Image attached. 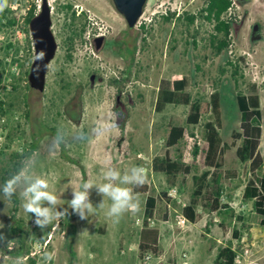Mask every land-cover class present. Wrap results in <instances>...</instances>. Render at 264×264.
Returning <instances> with one entry per match:
<instances>
[{
	"label": "rangeland",
	"instance_id": "1",
	"mask_svg": "<svg viewBox=\"0 0 264 264\" xmlns=\"http://www.w3.org/2000/svg\"><path fill=\"white\" fill-rule=\"evenodd\" d=\"M48 1L58 49L50 63L44 91L27 87L34 47L29 24L27 31L25 23L30 5L35 2L39 11L42 0H8L17 22L6 27L0 21V100L5 110L0 112V172L13 153L31 151L35 172L50 178L52 190L62 195L60 210L67 208L68 215L41 229L34 222L35 216L20 207L18 197L17 216L29 231L20 249L18 236L9 230L13 200H5L0 194V264H13L17 257H23L25 264H42L46 251L55 253L49 264H142L146 252L140 256L139 242L149 194L157 197L154 223L149 222V226L160 230L159 253L168 250L165 257L156 255L152 264H215L219 249L229 243H242L248 249L244 264H264V227L250 223L252 202L243 199L249 165L238 158L236 149L241 140L232 136L240 129L242 116L236 92L258 93L262 109L259 150L264 157V0L237 2L231 8L227 13L233 19L231 42L220 54H215L210 42L211 23L198 18L188 26L183 17L179 19L185 11L197 13L206 0H147L142 24L132 28L113 0ZM66 3L72 4L77 15L85 12L82 18L87 19L88 42L77 48L72 58L67 57L64 44L69 21L63 8ZM169 12L175 14L166 20ZM96 21L101 29L93 28ZM256 24L258 39L253 38ZM142 25L148 32L139 29ZM103 31L107 38L97 50L92 38ZM229 61L239 67L238 88ZM183 76L188 79L186 91L194 99L210 100L215 90L220 91V134L225 149L222 170L226 177L221 200L231 210L210 212L204 207L207 198H201L197 212L202 217L180 228L177 219L192 198L193 175L207 168L202 151L207 145L204 123L214 118L211 111L204 114L200 124L187 126L180 143L167 148L169 127L186 125L188 105L168 104L158 112L157 92L162 78ZM99 126L108 130L97 137L93 130ZM59 130L68 134V147L50 151ZM80 131L92 135L93 142L73 139ZM191 131L201 146L197 159L193 158ZM167 149L172 157L181 155L185 163L192 165V171L178 175L174 184L166 174L152 168L153 158L164 155ZM105 157H111V164L121 171L145 167L149 191L139 193V211L125 213L118 222L107 217L106 209L97 210L87 219L72 215L68 204L73 198L72 189L89 179L99 181ZM263 174L264 166L258 176ZM172 188H177L174 198L162 196L163 191ZM90 199L96 206L103 197L92 189ZM235 231L241 236L236 237ZM47 239L50 241L45 245ZM185 252L187 257H181ZM158 256H162L161 261Z\"/></svg>",
	"mask_w": 264,
	"mask_h": 264
},
{
	"label": "trees",
	"instance_id": "2",
	"mask_svg": "<svg viewBox=\"0 0 264 264\" xmlns=\"http://www.w3.org/2000/svg\"><path fill=\"white\" fill-rule=\"evenodd\" d=\"M245 3L246 0H206L205 4L199 9L197 13L185 11L182 17L187 22L188 26L195 23L198 18L203 19L212 24L213 32L210 34V42L215 50V54L222 53L229 47L231 42L232 32V18H226L228 11L234 7L236 3ZM66 9V16L69 20L67 25L66 38L64 44L66 47V55L72 58L73 52L85 45L88 39L85 37L87 31V19L82 18L86 16L85 12L77 15L73 9L72 4L66 3L63 5ZM38 12L37 4L33 2L27 10L25 16V23L27 25L30 19ZM174 12H169V16H165L166 20L173 17ZM180 16V15H179ZM0 21L3 26L11 27L17 22V14L14 9L8 4L2 12H0ZM143 32H148L145 26L140 28ZM144 41L146 40L145 37ZM232 66V75L235 77L236 88H238V74L239 67L232 61H229ZM188 79L186 76L170 80L162 78L159 84L155 109L160 112L163 111L168 104H185L188 105V112L186 116V125L172 124L169 127L165 145L167 148L176 146L185 137L187 126H195L201 123V118L204 114L210 111L213 114V119H209L204 123V137L207 145L202 149L204 154V162L207 168L200 174H194V189L192 198L183 207V214L187 219L195 223L201 217L202 213L197 212L199 200L207 198L204 202V207L210 212H229L231 207L227 203L222 202L224 191L223 182L226 179L224 171L222 170L225 162V149L220 134L221 128V94L220 91L215 90L210 100L194 99L190 92L186 91ZM16 88L15 86H13ZM30 88V84L27 83ZM236 99L240 112L242 113L240 121V129L232 133L234 139L241 140L240 145L236 149L238 158L249 165L250 177L247 180L244 190L243 199L252 202L253 213L250 217L251 224H259L264 227V174L258 176V172L264 166V157L262 156L259 147L262 135V109L260 103V96L258 93L245 94L238 90L236 92ZM69 108L67 112L69 113ZM0 112H5L3 108V101L0 100ZM28 111L26 110V113ZM70 114V113H69ZM73 120L78 121L77 118ZM190 135L194 138L193 158L197 159L201 152V146L196 134L191 131ZM31 151H23L21 153L15 152L9 159L7 166L3 167L0 172V185L14 172L21 167V162L29 157ZM152 168L156 172H161L167 175L172 184L175 183L176 178L180 174H189L192 171V165L185 163L182 156L172 157L169 150L162 156H155L152 162ZM134 191L138 193H146L149 191V186L145 184L143 187L136 188ZM162 196L171 199L167 191L162 192ZM12 212L10 214L9 230L12 234L17 235L20 249H23L24 242L28 235V229L25 227L22 219L18 218V196H13ZM157 205V197L149 194L145 201L144 210V225L140 234L139 252L140 256L147 251L153 252L155 255L159 254V237L160 231L156 227L149 226L150 219L153 218ZM75 215L73 211L71 213ZM239 219H243L241 215ZM245 224H243L244 226ZM234 235L240 237L241 233L235 231ZM245 250L242 243L233 246L232 243L221 247L217 253L215 264H235V259L240 251ZM28 251V249H27ZM26 251V252H27ZM34 262V258L31 259Z\"/></svg>",
	"mask_w": 264,
	"mask_h": 264
},
{
	"label": "clouds",
	"instance_id": "3",
	"mask_svg": "<svg viewBox=\"0 0 264 264\" xmlns=\"http://www.w3.org/2000/svg\"><path fill=\"white\" fill-rule=\"evenodd\" d=\"M8 7V0H0V12ZM42 58V55L41 57ZM108 130L105 126H99L93 130L97 137L103 136ZM76 141L93 142L92 135L80 131L73 137ZM60 146L68 147V134L59 130L50 146V151H55ZM31 157L21 162V167L14 171L2 185L0 194L5 200H11L18 196L20 207L25 213L35 216V224L44 229L68 215V209L60 210L62 195L52 190L53 184L50 178L37 174ZM148 181L146 169L143 166H132L121 169L111 164V157H105L104 166L101 169L99 181L89 179L73 190V198L69 204L81 219H87L97 210L106 209V215L117 222L125 213H135L140 209L139 193L136 188L143 187ZM96 189L103 200L96 206L90 199L91 190ZM110 202V203H109ZM12 242L9 243V246ZM54 252H44L42 264H49L54 259ZM13 264H25L23 257H17Z\"/></svg>",
	"mask_w": 264,
	"mask_h": 264
},
{
	"label": "water",
	"instance_id": "4",
	"mask_svg": "<svg viewBox=\"0 0 264 264\" xmlns=\"http://www.w3.org/2000/svg\"><path fill=\"white\" fill-rule=\"evenodd\" d=\"M147 0H113L118 11L124 15L129 27H135L143 13ZM29 29L34 47V59L28 74V81L32 88L44 91L46 88L47 73L52 59L58 49V41L53 31L52 9L48 0H42L40 10L30 19ZM258 30L256 24L253 29V38ZM105 36L95 38L96 49L104 44ZM42 55V58H40ZM93 78V77H92Z\"/></svg>",
	"mask_w": 264,
	"mask_h": 264
},
{
	"label": "built area",
	"instance_id": "5",
	"mask_svg": "<svg viewBox=\"0 0 264 264\" xmlns=\"http://www.w3.org/2000/svg\"><path fill=\"white\" fill-rule=\"evenodd\" d=\"M230 10H231V9H230ZM230 10H229V11H230ZM229 11H228V13H229ZM78 14H79V12H78ZM226 18H228V17H227V14H226ZM141 24H142V21H141V17H140L139 20H138V22H137V25L140 26ZM103 32H105V31H103ZM97 34H100V33H97ZM144 168H145V167H144ZM167 194H168L169 197L174 198V197L176 196V194H177V188H172V189H170V191H168ZM188 222H189V220L187 219V217H186L183 213L179 214L178 219H177V225H178V227H180V228H184L185 226L188 225ZM153 223H154L153 219H150V224H153ZM151 226H152V225H151ZM49 241H50V239H47V241L45 242V245H46ZM10 248H13V245H10ZM34 253H35V252H34ZM34 253H33V254H34ZM31 254H32V253H31ZM186 254H187L186 252L183 253L181 257H187ZM248 254H249L248 249H245L244 251H240V252L237 254V256H236L235 264H244V262H245V260H246V258H247V256H248ZM27 257H29V254L26 255V258H27ZM155 259H156V255H155L153 252L148 251V252H146L145 255L143 256L142 264H152V263H154V260H155ZM163 264H172V263H166V262H165V263H163Z\"/></svg>",
	"mask_w": 264,
	"mask_h": 264
},
{
	"label": "flooded vegetation",
	"instance_id": "6",
	"mask_svg": "<svg viewBox=\"0 0 264 264\" xmlns=\"http://www.w3.org/2000/svg\"><path fill=\"white\" fill-rule=\"evenodd\" d=\"M82 11H80L79 13H81ZM96 24L97 25H94V29L95 30H97V29H101V27L99 26V23H98V21H96ZM98 33H100V34H97V33H94V36H93V38H92V45H93V47H95V49H96V42H95V38L97 37V36H100V35H103V36H105V40H104V44H105V41H106V38H107V33L106 32H98ZM104 44H103V46H104ZM102 46V47H103ZM100 50V49H99Z\"/></svg>",
	"mask_w": 264,
	"mask_h": 264
},
{
	"label": "crops",
	"instance_id": "7",
	"mask_svg": "<svg viewBox=\"0 0 264 264\" xmlns=\"http://www.w3.org/2000/svg\"><path fill=\"white\" fill-rule=\"evenodd\" d=\"M160 231V230H159ZM161 239V233H160V237H159V240ZM159 254H161L163 257H165V256H167V254H168V250L166 249L165 251H163V254H162V252L161 253H159ZM162 256H158V261L160 260H162ZM104 263H105V261H104ZM106 264H128L127 262H125V261H122V262H111V261H109V262H107Z\"/></svg>",
	"mask_w": 264,
	"mask_h": 264
}]
</instances>
